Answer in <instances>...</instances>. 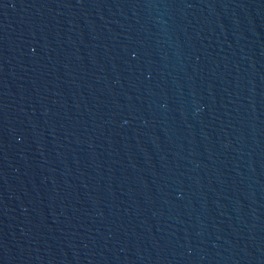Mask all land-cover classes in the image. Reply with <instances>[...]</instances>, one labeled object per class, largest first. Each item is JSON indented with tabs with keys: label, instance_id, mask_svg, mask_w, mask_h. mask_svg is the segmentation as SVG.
Listing matches in <instances>:
<instances>
[{
	"label": "water",
	"instance_id": "water-1",
	"mask_svg": "<svg viewBox=\"0 0 264 264\" xmlns=\"http://www.w3.org/2000/svg\"><path fill=\"white\" fill-rule=\"evenodd\" d=\"M0 264H264V0H0Z\"/></svg>",
	"mask_w": 264,
	"mask_h": 264
}]
</instances>
